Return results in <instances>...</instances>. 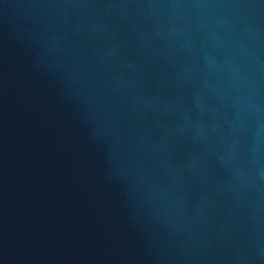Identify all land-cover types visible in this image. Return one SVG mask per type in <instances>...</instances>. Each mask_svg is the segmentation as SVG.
<instances>
[{
  "label": "water",
  "instance_id": "obj_1",
  "mask_svg": "<svg viewBox=\"0 0 264 264\" xmlns=\"http://www.w3.org/2000/svg\"><path fill=\"white\" fill-rule=\"evenodd\" d=\"M0 264H264V0H0Z\"/></svg>",
  "mask_w": 264,
  "mask_h": 264
}]
</instances>
